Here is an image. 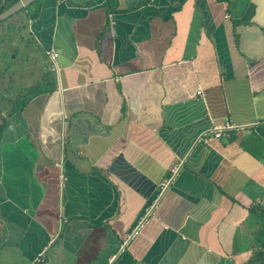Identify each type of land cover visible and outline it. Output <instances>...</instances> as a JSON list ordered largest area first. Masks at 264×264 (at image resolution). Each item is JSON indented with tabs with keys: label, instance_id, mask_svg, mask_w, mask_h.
Here are the masks:
<instances>
[{
	"label": "crops",
	"instance_id": "1",
	"mask_svg": "<svg viewBox=\"0 0 264 264\" xmlns=\"http://www.w3.org/2000/svg\"><path fill=\"white\" fill-rule=\"evenodd\" d=\"M3 29L20 54L0 35V264H241L258 247L264 0H34Z\"/></svg>",
	"mask_w": 264,
	"mask_h": 264
},
{
	"label": "rangeland",
	"instance_id": "2",
	"mask_svg": "<svg viewBox=\"0 0 264 264\" xmlns=\"http://www.w3.org/2000/svg\"><path fill=\"white\" fill-rule=\"evenodd\" d=\"M3 5H6V3H4ZM11 16L13 17L14 14L10 15L9 17H11ZM21 34L23 36H25L24 35V31ZM0 35H1V38L3 39V42H4L3 43L4 44V48L9 53H15L14 50H13V47H14V48H16V51L20 54V52L18 51L19 50V47L16 46L17 38L14 35L13 30L5 31V29H3V31L0 33ZM24 63L25 62H23L21 64H24ZM36 69H37V67L34 66V65H30L27 70H19V68L14 69L12 73H8L7 74L9 83H13L14 85H20L21 83L22 84L28 83V81H29L30 78L33 79L31 77V74L34 73V72H37ZM37 74L38 73H36L35 76ZM19 77L21 79H19ZM260 211H261V214L263 215V218L261 219L260 225L258 227V232H259V235L258 236H260V233H262L264 235V208H261ZM256 249H257V247H253V249L250 250V252H247L246 257L243 259V261H242L241 264H250L251 255L253 254V252ZM260 249H262L264 251V247H261ZM262 258L264 260V252H263V257Z\"/></svg>",
	"mask_w": 264,
	"mask_h": 264
},
{
	"label": "built area",
	"instance_id": "3",
	"mask_svg": "<svg viewBox=\"0 0 264 264\" xmlns=\"http://www.w3.org/2000/svg\"><path fill=\"white\" fill-rule=\"evenodd\" d=\"M10 1H13V0H1V4L7 3V2H10ZM14 1H15V0H14ZM106 17H107V22H108V24L111 26V25L113 24V14H112L111 12H108V13L106 14ZM55 55H56V54H55L54 52L49 53V57H50L51 59H54ZM230 128H237V127H234L233 125H230V124H227V123H225L224 125H220V126L213 127V130H214V131H213V133H212V136H213V137H218L219 134L221 133V131L228 130V129H230ZM176 169H177V167H176V166H173V167L171 168V174H174V172L176 171ZM167 181H168V180H167ZM167 181H165V182L162 184V186H164V185L167 183ZM135 230H136V227H135V229H133V230L131 231L130 236L133 235V234L135 233ZM41 255H42V252L38 253V254H37V257L35 258V260H36V261H41V260H42Z\"/></svg>",
	"mask_w": 264,
	"mask_h": 264
},
{
	"label": "trees",
	"instance_id": "4",
	"mask_svg": "<svg viewBox=\"0 0 264 264\" xmlns=\"http://www.w3.org/2000/svg\"><path fill=\"white\" fill-rule=\"evenodd\" d=\"M14 2L10 1L7 2L6 5L1 4V0H0V11L3 10L5 7L9 6L10 4H12ZM29 6V5H28ZM28 6L23 7L20 10H25ZM32 88H28L27 91H31ZM256 243H257V249L253 252V254L251 255V259H250V264H264V260H263V250L260 249L261 247H264V235L262 233H260V236H256Z\"/></svg>",
	"mask_w": 264,
	"mask_h": 264
},
{
	"label": "water",
	"instance_id": "5",
	"mask_svg": "<svg viewBox=\"0 0 264 264\" xmlns=\"http://www.w3.org/2000/svg\"><path fill=\"white\" fill-rule=\"evenodd\" d=\"M34 0H16L9 6L5 7L3 10L0 11V21L6 19L10 15L16 13L23 7H26Z\"/></svg>",
	"mask_w": 264,
	"mask_h": 264
}]
</instances>
